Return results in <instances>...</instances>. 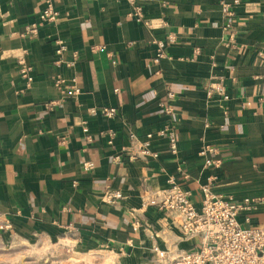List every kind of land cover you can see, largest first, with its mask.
<instances>
[{"label": "crops", "instance_id": "crops-1", "mask_svg": "<svg viewBox=\"0 0 264 264\" xmlns=\"http://www.w3.org/2000/svg\"><path fill=\"white\" fill-rule=\"evenodd\" d=\"M48 1L58 20L25 34ZM234 1L140 0L144 26L127 0H0V232L156 264L154 247L174 257L200 240L142 197L173 179L199 209L209 178L214 194L252 199L238 221L264 228V0ZM159 40L165 57L154 64ZM57 42L64 62L77 54L73 67L55 63ZM22 49L29 87L18 72ZM58 74L75 80L76 95L53 85ZM103 108L116 113L107 118ZM164 129L175 132V154L158 135ZM146 134L157 157L133 158ZM107 189L122 197L106 203Z\"/></svg>", "mask_w": 264, "mask_h": 264}, {"label": "built area", "instance_id": "built-area-1", "mask_svg": "<svg viewBox=\"0 0 264 264\" xmlns=\"http://www.w3.org/2000/svg\"><path fill=\"white\" fill-rule=\"evenodd\" d=\"M131 6L129 16L137 23L144 26H150V23L143 17L142 6L140 0H127ZM237 3V0L234 1ZM223 14L228 17L231 15L230 5L223 2L221 4ZM59 18V11L54 5L48 1L44 8L38 13L37 20L28 25L25 34L34 35L44 25L55 23ZM171 40V37H169ZM157 45V53L153 59L154 64L165 57V42L162 40L154 41ZM66 51V47L57 42L55 53L60 56L56 60V64H65L66 67H73L77 61V54L73 53L71 59L64 62L62 55ZM27 51L22 49L17 56L18 72L25 80L26 87H29L33 81L32 67L26 62ZM53 85L62 92L76 95L78 88L75 80L72 78L69 82L61 75H55ZM213 89L221 91V87ZM212 91L209 90L208 94ZM264 93V87L262 89ZM167 101L171 100L173 95L170 91L166 94ZM224 98H227L224 96ZM166 113H170L171 107L168 103H162ZM95 114V111H91ZM115 108H103L101 114L107 118L115 115ZM83 132L87 133V128H83ZM159 136L167 139L168 150L170 153L177 152V140L175 132L172 129H164L158 133ZM115 133L108 131V145H112ZM130 139H134V135H129ZM88 140L89 137L87 136ZM153 139L152 134H146L141 142L138 154L135 157L140 158H156L157 154L150 151V142ZM115 161H120V155L114 157ZM212 163L207 162V166ZM84 169L89 170L93 167L91 162L83 164ZM206 185L200 188L201 200L200 207L196 209L189 199V193L183 190L173 179L168 180V186L161 191H155L151 195L143 196V204L153 206L159 211H171L180 217V229L187 237L197 236L200 240L199 248L180 253L174 257H170L166 252L154 247L156 254V264H264V228L242 226L238 221V214L242 211H248L254 204L252 199L244 198L241 201L231 196H223L214 194L211 190V178ZM104 201L108 204L115 203L122 196L119 191L107 189L103 194ZM136 222L133 229H135ZM5 228L10 225L6 224Z\"/></svg>", "mask_w": 264, "mask_h": 264}, {"label": "rangeland", "instance_id": "rangeland-1", "mask_svg": "<svg viewBox=\"0 0 264 264\" xmlns=\"http://www.w3.org/2000/svg\"><path fill=\"white\" fill-rule=\"evenodd\" d=\"M0 264H119L75 242L35 232H0Z\"/></svg>", "mask_w": 264, "mask_h": 264}]
</instances>
